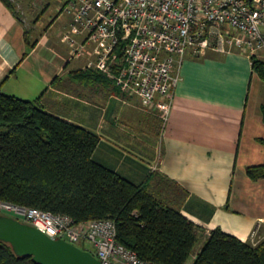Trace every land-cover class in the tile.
Returning <instances> with one entry per match:
<instances>
[{
	"label": "crops",
	"instance_id": "0c3cea01",
	"mask_svg": "<svg viewBox=\"0 0 264 264\" xmlns=\"http://www.w3.org/2000/svg\"><path fill=\"white\" fill-rule=\"evenodd\" d=\"M49 8L27 21L0 0L2 91L39 100L47 111L98 133L94 158L128 180L168 177L165 197L175 199L205 237L216 228L244 241L256 232L263 236L264 178L247 173L264 164V81L252 57L238 50L189 54L164 122L113 80H78L76 72L92 68L64 40L72 16L61 7L45 18Z\"/></svg>",
	"mask_w": 264,
	"mask_h": 264
},
{
	"label": "trees",
	"instance_id": "16d2710c",
	"mask_svg": "<svg viewBox=\"0 0 264 264\" xmlns=\"http://www.w3.org/2000/svg\"><path fill=\"white\" fill-rule=\"evenodd\" d=\"M4 1L21 19L16 5ZM252 63L264 81V59L254 55ZM75 77L113 82L93 69ZM261 112L264 117V104ZM99 143L95 131L47 111L39 100L0 88V199L68 214L76 223L113 219L119 242L158 263L186 264L196 255L194 264H264V240L254 244L221 228L205 237L202 226L165 197L168 177L156 173L136 184L94 158ZM247 173L254 180L264 178V164L249 166ZM175 186L181 198L187 195ZM82 247L91 249L89 243ZM0 264L38 263L0 240Z\"/></svg>",
	"mask_w": 264,
	"mask_h": 264
},
{
	"label": "built area",
	"instance_id": "2783aa9c",
	"mask_svg": "<svg viewBox=\"0 0 264 264\" xmlns=\"http://www.w3.org/2000/svg\"><path fill=\"white\" fill-rule=\"evenodd\" d=\"M62 1V10L72 16L64 40L74 55L88 57L87 67L136 95L145 109H157L165 122L189 54L238 50L252 57L264 52V0ZM0 214L54 239L80 247L86 241L91 249H84L101 264H165L143 259L119 242L116 222L110 218L76 223L68 214L3 199ZM195 257L186 264H194Z\"/></svg>",
	"mask_w": 264,
	"mask_h": 264
},
{
	"label": "water",
	"instance_id": "95a60500",
	"mask_svg": "<svg viewBox=\"0 0 264 264\" xmlns=\"http://www.w3.org/2000/svg\"><path fill=\"white\" fill-rule=\"evenodd\" d=\"M0 240L19 256H31L38 264H101L90 250L66 239H54L39 228L10 215L0 214Z\"/></svg>",
	"mask_w": 264,
	"mask_h": 264
},
{
	"label": "rangeland",
	"instance_id": "374dc122",
	"mask_svg": "<svg viewBox=\"0 0 264 264\" xmlns=\"http://www.w3.org/2000/svg\"><path fill=\"white\" fill-rule=\"evenodd\" d=\"M17 7V10L20 12V14L27 20L30 21L36 17H39L42 15L43 11L47 8H49V11L45 14V18L50 16L51 14H55L56 12L61 10V7L63 5L62 0H11ZM257 57L264 59V52L257 55ZM257 232L256 235H254V241L256 243H259L264 240V235H258ZM88 242L83 241L80 245L85 246ZM201 247V244L198 246V250Z\"/></svg>",
	"mask_w": 264,
	"mask_h": 264
}]
</instances>
